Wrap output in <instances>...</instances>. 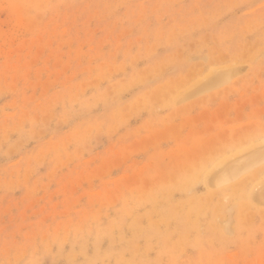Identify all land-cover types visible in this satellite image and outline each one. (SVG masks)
I'll return each instance as SVG.
<instances>
[{
	"label": "rangeland",
	"instance_id": "1",
	"mask_svg": "<svg viewBox=\"0 0 264 264\" xmlns=\"http://www.w3.org/2000/svg\"><path fill=\"white\" fill-rule=\"evenodd\" d=\"M259 101L264 0H0V264H264Z\"/></svg>",
	"mask_w": 264,
	"mask_h": 264
},
{
	"label": "crops",
	"instance_id": "2",
	"mask_svg": "<svg viewBox=\"0 0 264 264\" xmlns=\"http://www.w3.org/2000/svg\"><path fill=\"white\" fill-rule=\"evenodd\" d=\"M249 109L252 111H257V115L259 116L257 121H259V125L251 127L246 126L241 131H234V135L242 136L245 139L247 136L249 139L256 140L260 138L261 133L264 132V102H250ZM263 115V116H262ZM251 136V137H250ZM246 140V139H245ZM247 141V140H246Z\"/></svg>",
	"mask_w": 264,
	"mask_h": 264
},
{
	"label": "bare ground",
	"instance_id": "3",
	"mask_svg": "<svg viewBox=\"0 0 264 264\" xmlns=\"http://www.w3.org/2000/svg\"><path fill=\"white\" fill-rule=\"evenodd\" d=\"M199 28H200V27H199ZM258 30H260V29H258ZM198 60H199V59H198ZM225 69H226V68H225ZM149 82H150V81H149ZM159 97H160V96H159ZM163 97H164V96H163ZM187 103H188V102H187ZM174 108H175V107H174ZM157 109H158V108H157ZM172 118H173V117H172ZM172 130H173V129H172ZM175 131H176V130H175ZM229 138H230V137H229ZM256 140H257V139H256ZM216 146H217V145H216ZM262 147H263V146H262ZM235 148H237V147H235ZM257 148H258V147H257ZM252 151H253V150H252ZM256 151H257V150H256ZM256 151H254V152H256ZM224 152H225V151H224ZM263 152H264V151H263ZM263 152H261V153H263ZM259 154H260V152H259ZM254 155L258 156L257 153L254 154ZM260 156L262 157V154H260ZM250 158H252L253 160H255V157H253V156H249L248 159H250ZM257 158H258V157H257ZM215 159H216V158H215ZM238 160H239V159H238ZM250 160H251V159H250ZM250 160H248L247 162H250ZM257 160H258V159H257ZM239 161H240V160H239ZM243 161H244V160H243ZM243 161H242V162H243ZM251 161H252V160H251ZM236 162H237V161H236ZM245 162H246V161H245ZM253 162H254V161H253ZM255 162H256V161H255ZM208 163H209V162H208ZM258 163H259V162H258ZM235 164H236V163H235ZM235 164H234V165H235ZM237 164L239 165L238 162H237ZM237 164H236V165H237ZM253 164H254V163H253ZM236 165H235V167H236ZM240 165H242V163H241ZM245 165H247V163H246ZM232 166H233V165H232ZM233 167H234V166H233ZM231 168H232V167H231ZM231 168H229V169H231ZM189 169H190V168H189ZM205 169H206V168H205ZM236 169H238V168L236 167ZM236 169H235V170H236ZM239 169H240V168H239ZM232 170H233V168H232ZM160 171H161V170H160ZM230 171H231V170H229V172H230ZM236 171H237V170H236ZM156 173H157V172H156ZM156 173H155V174H156ZM246 173H247V172H246ZM230 175H231V172H230ZM228 176H229V175H228ZM228 176H227V177H228ZM232 176H233V175H232ZM235 176H236V175H235ZM235 176H234V177H235ZM241 176H242V175H241ZM224 177H225V176H224ZM192 179H193V178H192ZM225 179H226V178H225ZM187 181H188V180H187ZM227 181H228V178H227ZM223 183H224V182H223ZM228 187H229V186H228ZM225 224H226V223H225ZM48 252H49V251H48ZM58 257H59V256H58Z\"/></svg>",
	"mask_w": 264,
	"mask_h": 264
}]
</instances>
